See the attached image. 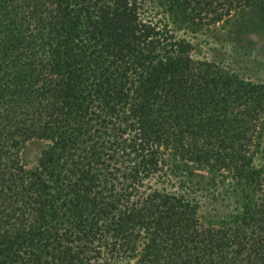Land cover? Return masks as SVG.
<instances>
[{
    "label": "trees",
    "instance_id": "trees-1",
    "mask_svg": "<svg viewBox=\"0 0 264 264\" xmlns=\"http://www.w3.org/2000/svg\"><path fill=\"white\" fill-rule=\"evenodd\" d=\"M143 1L0 0V264H264V63L191 58ZM160 1L264 43V0Z\"/></svg>",
    "mask_w": 264,
    "mask_h": 264
},
{
    "label": "rangeland",
    "instance_id": "rangeland-1",
    "mask_svg": "<svg viewBox=\"0 0 264 264\" xmlns=\"http://www.w3.org/2000/svg\"><path fill=\"white\" fill-rule=\"evenodd\" d=\"M160 2V0H144L140 2V19L151 21L158 26L166 25L176 37L189 42L191 58L211 61L238 71H240V68L247 71L249 67L244 59L246 57L243 58V54H247L249 57H257L264 63L263 37L257 32L250 31L247 27L241 30L244 34L240 31L238 34L234 33L238 31V25L241 21L245 22L247 21L246 19L256 21L259 15L256 11L234 12L213 25L200 26L199 24L193 25L169 14L163 10ZM246 71H240V74L247 76ZM41 146V142L32 141L25 144L22 149H19L17 155L26 170L35 165L36 156ZM189 169L200 177H209L203 170H198L194 167ZM203 194L208 196L206 197L208 198L206 203L211 207L220 208L228 203L224 194L216 197L215 194L212 196L210 191H206Z\"/></svg>",
    "mask_w": 264,
    "mask_h": 264
}]
</instances>
